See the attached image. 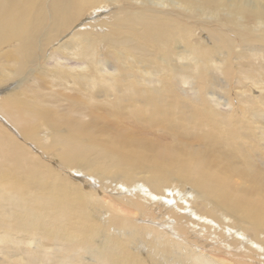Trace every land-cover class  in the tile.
Instances as JSON below:
<instances>
[{
  "label": "bare ground",
  "instance_id": "1",
  "mask_svg": "<svg viewBox=\"0 0 264 264\" xmlns=\"http://www.w3.org/2000/svg\"><path fill=\"white\" fill-rule=\"evenodd\" d=\"M261 59L264 0H0V264H264Z\"/></svg>",
  "mask_w": 264,
  "mask_h": 264
},
{
  "label": "rangeland",
  "instance_id": "2",
  "mask_svg": "<svg viewBox=\"0 0 264 264\" xmlns=\"http://www.w3.org/2000/svg\"><path fill=\"white\" fill-rule=\"evenodd\" d=\"M203 39H205V37H203ZM247 60V62H246V66L247 67H250V68H255V65H254V63H253V60H251V59H246ZM261 61H262V64H263V61H264V59H261ZM253 66V67H252ZM247 87H249V86H247ZM264 119V118H263ZM262 119V117H257V120H263ZM262 122H264V120L262 121ZM260 153L258 152V154L256 153L255 155H256V158L257 159H259L260 161H263L264 162V149H263V152L259 155ZM262 158V159H261ZM172 188H179V187H177V184H175V183H173L172 184Z\"/></svg>",
  "mask_w": 264,
  "mask_h": 264
}]
</instances>
